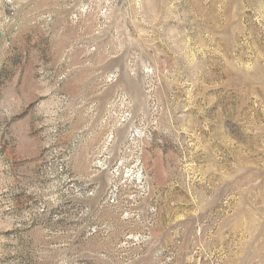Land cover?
Instances as JSON below:
<instances>
[{
    "label": "rangeland",
    "instance_id": "rangeland-1",
    "mask_svg": "<svg viewBox=\"0 0 264 264\" xmlns=\"http://www.w3.org/2000/svg\"><path fill=\"white\" fill-rule=\"evenodd\" d=\"M0 264H264V0H0Z\"/></svg>",
    "mask_w": 264,
    "mask_h": 264
}]
</instances>
